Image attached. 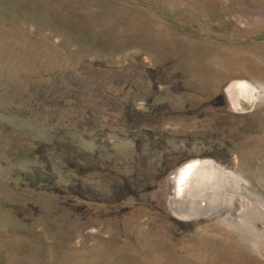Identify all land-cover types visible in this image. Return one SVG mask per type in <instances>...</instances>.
Instances as JSON below:
<instances>
[{"label": "rangeland", "instance_id": "374dc122", "mask_svg": "<svg viewBox=\"0 0 264 264\" xmlns=\"http://www.w3.org/2000/svg\"><path fill=\"white\" fill-rule=\"evenodd\" d=\"M0 264H264V0H0Z\"/></svg>", "mask_w": 264, "mask_h": 264}, {"label": "bare ground", "instance_id": "6f19581e", "mask_svg": "<svg viewBox=\"0 0 264 264\" xmlns=\"http://www.w3.org/2000/svg\"><path fill=\"white\" fill-rule=\"evenodd\" d=\"M213 166H214L213 164L208 163L207 161H203V162H198L197 161V162H194V163L190 164L186 169H184V171L182 172V180H181V184H180V188H179V195L178 196L179 197L187 196L190 193V191H191V186L195 185V183L199 179H203L202 177H205L206 175H207V177H211V178H214L215 175L216 176L218 175V177H219L221 174L218 171L215 174V172H214L215 170H214ZM203 181H204V179H203ZM194 189L195 188H193V190ZM194 192H196V191L194 190ZM193 209H194V207H193Z\"/></svg>", "mask_w": 264, "mask_h": 264}]
</instances>
